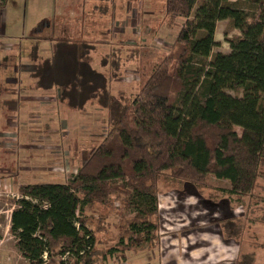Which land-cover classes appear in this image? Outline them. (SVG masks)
Instances as JSON below:
<instances>
[{
	"label": "trees",
	"instance_id": "16d2710c",
	"mask_svg": "<svg viewBox=\"0 0 264 264\" xmlns=\"http://www.w3.org/2000/svg\"><path fill=\"white\" fill-rule=\"evenodd\" d=\"M165 14L172 25L185 21L130 102L111 95L89 64L90 41L59 40L40 62L33 47L37 87L58 88L77 109L97 98L110 129L66 183L23 184L21 197L10 200L9 231L30 264H96L99 241L87 212L114 194L136 213L131 233L153 240L166 172L201 187L209 175L227 180L231 194L255 188L264 164V0H165ZM220 20L241 35L229 40V52L212 54Z\"/></svg>",
	"mask_w": 264,
	"mask_h": 264
},
{
	"label": "rangeland",
	"instance_id": "374dc122",
	"mask_svg": "<svg viewBox=\"0 0 264 264\" xmlns=\"http://www.w3.org/2000/svg\"><path fill=\"white\" fill-rule=\"evenodd\" d=\"M14 1L0 15V44L13 46L11 51L0 49L6 67L10 68L16 49L21 56L24 42L28 54L29 39L41 49L39 62L53 53L59 40H88L94 44L89 64L106 77L109 93L118 98L124 94L127 102L139 93L157 58L169 52L185 21L177 18L175 25L169 23L165 0H98L96 7L91 0L84 6L87 13L80 16L77 9L73 14L75 0L56 5L53 0ZM75 5L78 8L79 3ZM240 35L228 20L218 21L219 46L212 54L229 52V40ZM35 63L27 62L31 67L27 73L35 71ZM7 71L13 78L19 76L20 84L14 85L18 93L8 106L0 94V264H30L9 231L15 208L10 200L21 197L23 184L71 179L107 135L109 116L97 98L77 109L66 97L60 98L58 88H39L35 77L21 80L19 73ZM26 80L32 82L30 91ZM8 86L0 82V92ZM206 181L201 187L168 172L161 177L159 229L151 241L131 233L129 222L136 213L124 194L94 205L87 214L99 241L96 264H264V164L248 195L231 194L227 180L209 175ZM121 239L130 247L120 246ZM131 239L137 245L131 246ZM111 248L119 250L109 254Z\"/></svg>",
	"mask_w": 264,
	"mask_h": 264
},
{
	"label": "crops",
	"instance_id": "0c3cea01",
	"mask_svg": "<svg viewBox=\"0 0 264 264\" xmlns=\"http://www.w3.org/2000/svg\"><path fill=\"white\" fill-rule=\"evenodd\" d=\"M9 1H11V0H7L6 4L4 6L0 7V15L1 14L4 15V12H5L6 8H7V4L9 3ZM12 1H14V0H12ZM92 1L94 2V5L97 4V2H98V0H92ZM103 1L105 2V0H103ZM14 2H16V1H14ZM89 2H91V0H75V1H73V14H76L77 10L79 11V16L82 13H87L88 10L85 9L84 6L86 4H90ZM52 3L56 5L57 3H64V1L63 0H57V1L53 0ZM78 3H79L78 8H76L75 4H78ZM94 7H96V5ZM44 18H48V17H43L42 19H44ZM32 31H33V28H32ZM32 31H31V33H32ZM2 33L3 32L0 30V36L3 35ZM31 33H29V35ZM23 37H25V39L27 40V36L24 35ZM24 45L26 46L25 42H24ZM55 45H54V48H53V52H54V49H55ZM25 46H24V51L21 52L22 54H21L20 57H18V54H17L18 50L16 49V55H14L13 58H10V62H9L10 68L6 67L7 63L6 62L4 63L3 59L0 60V78H1L0 82L1 83H5V84H7L9 86H10V84H11V86L20 84V79L18 78L19 76L17 78H15V77L13 78L12 75L7 74V73H9V71H7V69L8 70L12 69L13 70L12 74H14V75L19 73L21 78H22L21 80H25L27 78V76H28V80H31V74L27 73V70L29 72L31 67H30V69L27 67V62L30 61V60L32 61V55H33L32 53H33V46H34L33 43H32V40L29 39L28 54L24 53L26 51V49H27ZM0 49L6 50V51H11V50H13V46L10 45V44H5V45L4 44H0ZM39 51H41V49H39ZM0 57H1V54H0ZM20 58L22 60L21 61L22 63L19 62L18 65L15 64L14 60H18L19 59V61H20ZM20 67H21V69H20ZM28 80H26V83H27L26 89L28 87L27 90L30 91L32 89L31 88L32 82L28 81ZM9 86H8V88H6V90L0 92V94L3 95V98H4V103L3 104L5 106H8L6 103H8L9 101L15 100V97H16V95L18 93V90H16L15 86L13 88H10ZM4 105H2V106H4ZM10 112H11V110H10ZM171 256H172L173 260L177 259V256L175 255V253L171 254Z\"/></svg>",
	"mask_w": 264,
	"mask_h": 264
}]
</instances>
